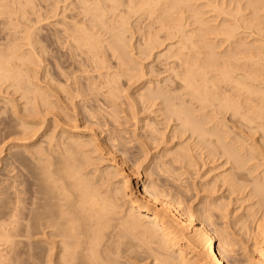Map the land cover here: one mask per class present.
Instances as JSON below:
<instances>
[{"label":"bare ground","instance_id":"6f19581e","mask_svg":"<svg viewBox=\"0 0 264 264\" xmlns=\"http://www.w3.org/2000/svg\"><path fill=\"white\" fill-rule=\"evenodd\" d=\"M27 1H30V0H27ZM45 1H43V2H45ZM121 1L119 0L120 3H121ZM123 1H125L126 5H127V8L125 7V9H127L131 12V14H130V12L128 11L130 15H132V14L134 15V13L135 14L137 13L136 15H138V13H140V14L142 13L141 15H138V16L139 17L141 16V18H142V16L145 17V15H147L148 17L146 16V18H149L150 20L153 18H150L149 16L154 17V20L152 22L147 20L148 22H150L147 24V27H148L147 28L146 27L147 22L141 21L140 20L141 18L138 19L139 17L134 15V16H136L137 20H139V22L140 21L142 23L144 22V24H145L144 27H146V29H147L146 34L148 36H151L153 34L152 32L158 28L163 30V34L160 37L158 36L160 34L156 35L157 31L156 32L154 31L155 34H153L156 37L155 36L148 37L145 35V32H143L145 30V28L144 27L142 29L139 28L142 26V23L140 22L141 26H139V25H137L138 22H135L136 28L140 29L137 31L142 34V35L140 34L142 36L140 38V41H142L143 45H144L143 46L142 42H141V46L143 47V49H142V47H141L142 50L140 49L141 51L138 49L139 50V53H138L139 56H144V58L141 59V57H139L137 55V57L140 58V60H139V58H138V60L143 61V59H146L145 57H148V59H149V57L151 56V54L153 52H157L156 50L160 46L165 44L163 47L165 49V50H163L164 52L159 54V55L157 54V55L160 56L159 58H162L164 60V61L162 60L163 61L162 64L166 68L161 69L163 71V74H164V72H168L169 74L171 73V76L173 75V77H170V78H172V81H169L166 84L165 83L166 80H165V82L162 80V82L165 83L164 86L161 85L162 87H157V85H156V87H157L156 90H154V88H153V90L152 89L149 90L147 88L150 83L147 84L146 88L144 85V88L146 90L148 89V91L144 92V90H143V92L145 94L140 92V95H141V93L143 94V95H141L143 97V101H141V103H143V104L146 103V104H149V106L154 107V105L156 104V101L159 100L158 102H161L164 105H167V107H169V111L163 112V113H167V114L165 115L162 113L163 114L162 115L160 113L161 118H162V116H166V119L164 120L162 118L163 119L162 121H164V122L169 121L170 122V120L173 119L174 122H176L175 124L178 127L175 130L176 134L178 132L177 135H175L174 128H173L172 131L174 132V135L179 136L180 137V138L178 137L179 139H181V138L183 139V137H184V140L188 139L187 140L188 142L192 141V143H190V144H192L191 146H194V148H195V149L194 148L193 149L192 148L187 149L189 147V145L187 147L186 142L184 140H183V142H185V145L184 144L182 145V147H184V148H181L179 146L182 144V143L180 144V142H181L180 141L178 143V146L181 149L176 148L177 150L179 149L180 151L178 153H176L177 156L174 155L175 153L173 154L174 155L173 157L176 158V160L179 159V163L175 162V159L172 157V152H173L172 151L170 153H171V157H172L171 159H173V160L172 161H171V159H169V160L171 162L174 161L175 163H173V164L174 165L177 164V165H176V167H174L171 164V162H170V164L174 168H177V166L180 164L181 166L179 165V168H180L179 170L184 169L186 171L187 169H185V166H187V164L190 163V165L192 166L195 164V162H197L196 160L199 159V157H198V159H196L194 157L196 155L195 154L196 151L194 152L193 150H197V151L199 150L200 152H199L198 156L204 155V159L206 157V160L208 159V161H209L208 164H206V165L212 164L213 169L219 168V169H215V171L221 170V172L219 174L216 172L219 175L218 177L214 176L215 177L214 179L211 177L212 181H211V179H207V180H210L211 182L209 181L210 183L209 184L206 183L207 185H205L207 188L205 190L210 191V193H208L209 191L207 192V195L210 194V198H208L209 199L208 205H205V206H207L205 211L204 212L201 211L205 215L202 214L203 216L202 215L201 216H202V218H204V220H207L208 223L210 222L209 223L210 227L205 226L204 223H202L201 221L200 222L197 221L198 223H195L192 216L194 217V215L196 216L198 213L194 214L195 213L194 212L193 215L191 214L192 215L191 216L190 213H192V212H188L189 214H187L185 209H184V211H185L184 212L181 209V207L180 208L178 207V203H179V202H177V201H179V198H177V196H179L178 194L176 196L177 199L175 198L176 201L170 196L174 200V202L173 201L171 202V201H169V199L168 200L166 199L167 197H165L164 192L167 195V193L169 192V188L171 187V185H170V187H169V185H168V187L166 185H167L169 179L173 180V178H175V177H176L175 179H177V177L179 179V176L182 175V173H180L179 170H176V169L169 166L170 169L171 168L173 169L172 170L173 173L170 171L168 174L170 175L172 173L175 176L173 175L174 177L171 178L172 176L170 177L169 175H167L168 177H170L168 179L167 176L166 177L163 176V175L167 174V171H169V170L166 171L163 169L164 165L166 166L168 163L165 164L163 162L164 165L161 166V164H162L161 163L160 165H157V166H161V168L163 169V170H161V173L164 171L163 173H165V174L161 175V173H160V175H159L160 167L159 168L157 167L158 169L156 168L157 169L156 171L159 170L156 173L160 176L159 178H161V177L165 178V179H163V180H165V182L162 180L163 183L159 181V184H157L158 181L155 178L156 181H154V182H157V183L151 182V184L149 185V184H145V182H144L145 180L144 181L140 180V178H139L140 172L138 171L139 166H140L138 164H140L139 163L140 161L138 162V160H141V162L143 163V160L145 159L144 157L147 156L146 154L149 151V150L148 151L146 150L147 151V152L145 151L146 153L143 152L145 148L142 147V145H144L146 142V141L145 142L142 141L143 138L140 142L141 144H142V142L144 143L141 145L143 151L140 149L141 147L137 148L136 144H135V146H136L138 151L140 150L143 153H145L144 157L141 155L142 154L141 152L138 153L139 155L137 153L135 155L136 151H134L130 147V145H129V147L134 151V154H131L132 156L130 154L128 155V153H130V152H128L130 149L128 147L126 148V143L123 142L124 139H122L123 138L122 137L121 139H122V142L124 144L121 145L122 146L121 152L122 151L123 152L120 153L119 160L118 159L116 160V157H117L116 154H115L116 157H113V155H112L113 150L110 149L114 146V145H112L113 140H110V136L101 137L100 136L101 134L99 135V133L94 131L95 128L83 129L85 126L83 123L88 122V124H90L89 123L90 120L88 119L90 114H91L90 116L92 118H95V117L99 118V116H101V114L94 116V115H92V113H90V114L88 113V117H87L86 114L83 112L84 109L81 110V108H80V110H81L80 111L79 108L76 107L77 104H79L78 102H75V103H77L76 106H75V103H74V105L72 104L70 106L72 109L71 110L69 109L68 105L73 103V99L75 98L74 96L77 95V98H78L80 87H78L77 89H74L75 90L74 94L71 91H70L71 93L69 91L63 92L62 86H61L62 89L60 87L59 90L53 89V88H52L53 90L47 89L48 87L46 86L47 87L46 89L48 90L46 92V90H44L45 87L44 88L41 87L43 89V90H41V88L39 89V86H40L39 84H38L39 85L38 86V85H36L35 82L34 83L31 82L32 77H31V80H29L30 75L25 74L26 76L25 75L23 76L22 74H24L25 72L21 74L22 69H24L23 63L25 62L24 61L22 63V60L24 59V60L28 61V59H26V57L23 58V56H25V55L27 56V53L22 52L23 53V56H22V54H20V53L18 54L17 52L20 48H22L23 45H25V46L27 45V46H29L28 48H31V49L33 48V44H34V41L32 40L33 39V37H32L33 32L31 33L32 34L31 35L28 30L27 31L24 30L25 32L21 33L22 34L21 37H16L15 33H13V32H16L15 30L12 32L13 34L10 33L12 30L11 31H4V29H3L4 27H6L7 30L9 28L11 29V27H12V29H15V28H13V26L14 27L16 26L15 25L16 23L13 22L15 19L13 20V17H11L12 16L11 14H14V16H15V13H11V11L9 10L11 8L7 9V7H5V5H4L5 3L2 0H0V26H3V28L0 27V39H1V41H2V39H4L2 42L0 41V84L3 85L6 82H10L11 84L10 83L9 84L11 86L13 85L16 87V85H17V87H18L20 85L19 87L21 88L22 91H24V93H26V91H27L25 88L27 87V89H28V87L30 86L29 84L33 83V85L34 84L36 85V86H34L35 87L34 90H32L30 88V89H28V91L29 90H31V91H29V92L27 91V94H29V96L32 94L31 95L32 97L34 95L35 98L33 97L32 99L36 100V101H33L32 99H29L30 101L32 100L31 101L32 103L29 101L31 103V107H32L33 102H35L34 103L35 105H33L34 106L33 109H35V110L30 109V112L33 111L34 114L29 113L33 117V118L31 117L32 118L31 124L33 127L29 126V128L32 127L33 129L30 128L32 132L29 129L26 133V135H29L30 137H28V136L25 137V132H26L25 126H26V124L24 125L23 123H21V126L24 125L22 128L21 126H18L16 123L13 122L14 124L17 125V126L15 125L16 126L15 129H17L19 127H21V129H22L21 130L19 128V130H21L20 134L24 135L21 140L25 141L28 138V141L30 140V142H32V144L34 146V147L30 146L33 150L32 151L30 150V153L28 152V154L30 156L29 161H30V166H31V173H30L31 175L29 174L30 175V178H29L30 182H28V180H26V181H27L29 187L26 185L27 184L26 181L21 179V178L20 179L22 181H25V183L23 184L24 187L26 185V187H28V188L22 187L23 182H19V184H16L17 181L14 180L15 181L14 182L13 178H11V179H12L13 183L16 184V186L9 187L10 186L9 181L7 182L8 184L4 183L5 186L3 187V189L1 190V193H0V195L2 194V196H4L2 201H1V205H0V219H1L0 220V246L3 248L4 247L3 245H5V248L7 247L10 249V250L8 249V251L11 252L9 254L12 256V254L14 253L13 256L16 257V252H18L17 250H20V249H18L19 246H21V245L23 246V243L24 244L28 243L27 247H29V248L27 249V251H29L28 252L29 254L28 255L26 254L27 251L25 252L24 250L23 251L20 250V252L17 253V255L20 256V253L25 252L24 254H26L27 256L24 255L23 253H22V256H25L24 258H26L27 260L21 256L19 258L24 259L23 260L24 263H25V260L28 261L30 258L34 259L31 261L32 262L34 261L33 263H35V264H205L203 261L204 259L209 260L210 263H208V264H264V0H207V5L204 8H208V6L210 8L208 10L206 9L207 11L210 12V14L208 13L209 14L208 16H210V18L208 17L206 19H210L209 21L211 24L209 23L210 25L207 26L208 20L206 21L204 19V21H206V23L204 24V27H202V26L198 27L197 26L196 28L194 27V25H198V24L202 25L203 21L199 20V19H201L202 15H199V13H197L198 10L196 11V9H198L196 7L199 5H197L195 7L196 9H194V8H193L194 10L192 9V7H194V6H192V3H191L192 0H123ZM196 1H198V0H196ZM2 2L4 4H2ZM10 2L13 3L14 0L13 1L11 0ZM16 2H18V0ZM16 2H15V4H17ZM57 2H58V0H57ZM83 2L84 3H82V5H80V6H83L81 11H83L86 14V18L88 16L89 19L87 21L89 22V24L87 23L86 19H85V21H83L84 20L83 16H82L83 12L81 13V11H79V13L82 16L83 22L81 21V23L77 27L74 26V28H76V29L73 28L74 30L72 29L71 31L68 29L67 26H66L67 28H65V29L63 27V29H64L63 33H64V37L66 36L65 34H67L66 37H68V38L65 37L66 42H67V39H69V41L71 39L72 43L75 44V45H73V47L76 46L77 47L76 49H78L79 46L81 47V45L83 47V44L85 47V44H86V46H88V47H85V48L86 49L88 48V49H87V51L86 50L85 51L89 53L90 51L97 50L101 47L98 44V41H100L102 39H100V40L98 39L99 37H98V35H96V33H95V31H93V29L97 26L104 27L106 25L105 19L108 20L105 17L109 15L110 11L112 10L111 12H114L118 8H119V10L120 9L123 10L124 9V3L120 4V5H122V8H120V7L116 6V5H119V4H117L118 0L117 1L116 0H94L92 2H90L89 0H83ZM193 2H194V0H193ZM202 2H203V0H202ZM25 3L24 4L20 3V4L22 6V4L25 5ZM45 3H47V2H45ZM32 5H34V4H32ZM55 5H56V3H55ZM25 6H27V5H25ZM49 6H47V7H49ZM160 6H161V8H160ZM203 6H204V4H203ZM27 7L29 8V5ZM200 8H202V7H200ZM19 9H20V7H19ZM31 9L34 10L33 8H31ZM51 9L53 10V7ZM16 10H17V8H16ZM106 10H107L106 14H108V15H106L104 12ZM122 10H120L118 13H113V14H115V15H113L114 16L113 20L108 16L109 20L110 19L112 20V22H109V23H112V25L110 26L107 24L109 27H107V25L105 27H106V29H108V31L109 30L111 31L110 34L109 33L108 34L111 35L110 38H112V39H111V42H108V45H110L111 43L112 44L110 46L107 45L113 51V53L111 52L112 54L111 53L110 54L114 55L117 58H120V60H119L120 65L126 66L127 64H129L126 62L130 61V59L127 57H125V59H124L123 55H124V53H126V52H124V50L128 49V48H126V46L128 45V43H126V42L129 41L130 39L126 40V42H125L124 37H126V36L124 34L127 33L126 32L127 28L125 26H127L128 25L127 23L129 22V20H125V19L129 15L127 14L128 12H126L125 10H123V12H121ZM158 11L160 12V14H158ZM187 11H190V12L192 11V15L189 14L188 16L187 15L185 16V12H187ZM12 12H14V11H12ZM54 12H55V10H54ZM173 13H175V14H173ZM183 13H184V16L182 15ZM26 14H28V13H26ZM80 14H79V16H80ZM143 14H145V15H143ZM153 14H155V16ZM176 14H179L178 17L180 15H182V16L180 18H178L176 16H173L175 18L171 17L172 15H176ZM200 14H201V12H200ZM124 15H125V18H124ZM198 15L201 17H199ZM28 16H29V14L27 15V17ZM110 16H112V13ZM113 16H112V18H113ZM51 18H52V16H51ZM77 18H78V16H77ZM79 18H78V20H79ZM84 18H85V15H84ZM39 20L42 21L41 19H39ZM170 20H173V21L179 20L181 22L178 21V25H177V22L175 21L176 22L175 24L177 26H175L174 22L171 23V25H169ZM17 21L18 20H16L15 22H17ZM27 21H28V19H27ZM155 22H157V23H155ZM17 23H19V22H17ZM107 23H108V21H107ZM26 24H28V22ZM33 24L35 25V23H33ZM154 24L156 25V29L153 28L154 30L149 35L150 32H148V30L151 31L150 27H153V26L155 27ZM157 24H158V26H157ZM88 25L90 27H88ZM172 25H173V27H172ZM22 26H23V24H22ZM26 26H28V25H26ZM61 26H63V24ZM174 26H175V28H174ZM191 26L194 27L196 30L192 29ZM205 26H207V27H205ZM31 27H32V25H31ZM130 27L128 26L129 29H130ZM187 27H189L188 30H186ZM71 28L72 27H70V29ZM26 29H27V27H26ZM36 29L37 28H35V30ZM129 29H128V32H129ZM102 30L104 33L105 30L104 29H102ZM193 30L196 31V34L198 31V34L194 35ZM30 31H31V29H30ZM69 31H70V33H69ZM132 31H134V30H132ZM158 31L161 32V30H159V29H158ZM200 31L206 33L203 36L204 39L202 38L201 35L199 36L200 38H202V40H205V41L201 42V39L199 40L198 35L201 34ZM4 32H5V34H4ZM97 33H98V31H97ZM204 33H202V35ZM144 35H145V37H144ZM35 36H37V35H35ZM45 36H43L44 39H45ZM128 36H129V34H128ZM194 36L198 38L199 42L202 45H200V43H195V42H198V40L195 41L194 39H192ZM64 37L62 36V38H64ZM143 37H144V41H143ZM57 38H60V36H57ZM62 38H61V40H62ZM127 38H129V37H127ZM19 39H22L24 42L21 44L17 43L18 45L14 44L15 43L14 40L19 41ZM50 39H51V37H50ZM56 39H55V41H57ZM64 39H63V42H65ZM22 40H20V41L22 42ZM37 40L39 41V39H37ZM103 40H105V39H103ZM69 41H68V44L70 43ZM63 42H62V44H63ZM55 43H57V42H55ZM38 44H39V42H38ZM58 44H60V43L58 42ZM58 44H57V46H58ZM125 44H127V45H125ZM196 44H199L200 46L197 45V47H196ZM42 45L40 44V46H42ZM59 46H62V45H59ZM69 46H71V45H69ZM97 46L98 47L100 46V47L98 48ZM105 46H106V44H105ZM133 46H134V44H133ZM48 47L45 46L44 48L46 49ZM67 47H68V45H67ZM84 47H83V49H84ZM96 47H97V49H96ZM127 47H129V46H127ZM23 48H24V46H23ZM138 48H140V46ZM196 48L197 49L200 48V49L197 50ZM31 49H28V50H31ZM37 49H39V46L37 47ZM43 49H41V50H43ZM45 49H44V51H45ZM56 49H59V47ZM83 49H79V50H81L80 52H82ZM89 49H90V51H89ZM202 49H203V51L204 50L205 51L203 52ZM28 50H27V52L28 53L32 52L33 55L36 52V51L33 52L34 51L33 49H32L33 51L32 50L28 51ZM108 50H110V49H108ZM182 50L183 51L185 50V51L182 52ZM46 51H47V49H46ZM50 51L52 52V50H50ZM75 51H77V50H75ZM75 51L73 50V52H75ZM80 52H79V54H80ZM94 52H96V51H94ZM108 52H110V51H108ZM24 53H26V54L24 55ZM36 53H35V55H36ZM45 53H44V55H45ZM52 53H51V55H52ZM96 53H93L94 56H96L95 55ZM103 53H102V55L105 54V53L104 54ZM122 53H123V55H122ZM128 53H129V51H128ZM69 54H67V55H69ZM99 54H100V52H99ZM37 55H38V53H37ZM41 55L37 56V57L40 59ZM36 56H35V59L37 58ZM30 57H29V59H30ZM62 57L63 56H61L60 58H62ZM96 57H94V58H96ZM48 58H49V56H48ZM98 58H97V61H98ZM103 58H104V56H103ZM31 59L29 61H31ZM39 59H37V60H39ZM51 59H52V57H51ZM105 59H108V58H105ZM64 60L65 59H63V61ZM69 60L71 61V57ZM156 60H155V62H157ZM60 61H61V59H60ZM85 61H86V58H85ZM144 61H146V60H144ZM54 62L56 63V61H54ZM101 62L100 63L96 62L99 64V65L97 64L98 67H97V65H94V66L91 65L92 66L91 69L94 70V72H96V71L98 72L99 67H100V69H103V66L105 65L104 62H106V61H104L102 63ZM115 62H117V61L115 60ZM31 63H33V62L31 61ZM26 64H28V63H26ZM33 64L35 65V63H33ZM33 64H31V65H33ZM36 64H37V62H36ZM130 64H131V62H130ZM83 65H84V67H87V66H85V64H83ZM100 65H102V66H100ZM118 65L119 64H116V66H118ZM137 65H139V64H137ZM65 66H67V65H64L62 67H65ZM128 66L129 65H127V67ZM164 66H161V67H164ZM104 67L107 68V66H104ZM129 67H131V66H129ZM58 68H60V67H58ZM58 68H57V72L61 70V68H60V70ZM69 68H70V66H69ZM77 68H79V67H76V69ZM80 68H82V67H80ZM97 68H98V70H95ZM49 69L51 70V67ZM66 69H68V66ZM125 69H126V67H125ZM149 69H150V67H149ZM25 70H26V68H25ZM45 70H47V69H45ZM73 70L74 69L72 68V71ZM114 70H116V69H114ZM130 70H131V68H130ZM136 70L137 69L135 68V71ZM75 71H77V70H75ZM78 71H77V73H78ZM103 71H104V69H103ZM116 71H119V70L117 69ZM120 71H121V69H120ZM125 71L127 72L128 70H125ZM125 71L122 70V72H125ZM145 71H147V70H145ZM32 72H34V71H32ZM61 72H63V71H60V74H61ZM152 72H153V70H152ZM155 72L156 71H154L153 73L156 75ZM26 73H28V72H26ZM65 73H66V71H65ZM80 73H81V71H80ZM153 73L152 74L150 73V74L153 75ZM159 73H161V72H159ZM159 73H157V75ZM90 74H91V72H90ZM95 74H97V73H95ZM103 74H104V72H103ZM126 74H125V76H126ZM51 75L49 78H51ZM65 75L62 74L60 76H65ZM70 75H72V74H70ZM100 75L101 74H99L97 77L100 78L102 76V75L101 76ZM138 75H140V74H138ZM155 75H153V76H155ZM52 76H53L52 78H54V75H52ZM125 76H123V74H122L121 77H125ZM147 76H149V73ZM34 77H35V75H34ZM68 77H69V75H68ZM128 77H130V76H128ZM131 77H132V75H131ZM133 77H136V76H133ZM144 77L145 76H143V78ZM91 78H92V76H91ZM153 78H155V77H153ZM170 78H169V80H171ZM33 80H34V78H33ZM44 80H45V78H44ZM66 80H69V79H66ZM70 80H71V78H70ZM111 80L109 81L107 78V81L109 83H111ZM130 80L132 81V79H130ZM52 81H54V80L52 79ZM55 81H57V80H55ZM97 81H99V80H97ZM73 82H75V80ZM73 82H71V83L73 84ZM80 82L81 81H79V83ZM103 82H105V81H103V80H102V82L99 81V83H101V86H103V84H102ZM106 82H105V84H106ZM25 83H27V84L25 85ZM47 83L50 84L49 80L47 81ZM58 83H60V82H58ZM58 83L56 82V85ZM113 83H116V82H113ZM127 83L128 82H126V84ZM131 83L133 84V82H131ZM68 84L71 86L70 83H68ZM44 85H46V84H44ZM61 85H62V83H61ZM77 85H79V84H77ZM49 86H52V85H49ZM79 86H81V85H79ZM93 86H89V87H93ZM99 86L100 85H98V87ZM107 86H108V84H107ZM107 86L104 85V87H103L104 89H102V91L105 90L104 93L102 92L104 100L108 99L109 101H111V100L113 101V100H115L113 91L110 88L107 89ZM110 86L112 87V85H110ZM130 86H131V84H130ZM22 87L23 88L25 87L24 90ZM34 87H32V88H34ZM71 87H69V88H71ZM98 87H97V89H98ZM83 88H85V87H83ZM115 88H117V87H115ZM115 88H113V90ZM149 88H150V86H149ZM60 90H62V91H60ZM140 90H142V89L140 88ZM13 91H12V93H13ZM17 91H20V89L18 88ZM32 91H34V93ZM95 91L98 92L99 90L97 91L95 89ZM95 91H92V88H91L89 94H91L92 92H95ZM118 92H119V90H118ZM46 93H47V95H46ZM81 93L82 92L80 91V94ZM3 94H5V96H8V95H6V92L5 93L3 92ZM17 94H18V92H17ZM80 94H79V96H80ZM89 94H85V95L89 96ZM119 94H120V92H119ZM21 95H24L23 92ZM85 95L83 94V96H82V94H81V96L83 98H85V99H83V101L85 100V102H87L89 105H90V102H98V100H99L98 97H100L99 93H98L99 96L97 95V93L96 94L93 93L92 97H91V95L89 96L90 98L88 96H86L87 98L84 97ZM9 96H11V95H9ZM29 96H28V98H29ZM31 96H30V98H31ZM82 97H81V99H82ZM115 97H116V95H115ZM12 98H13V96H12ZM51 98H53V99L51 100ZM77 98H75V99H77ZM127 98H125V99H127ZM6 99H8V98H6ZM6 99H4V100H6ZM9 99H11V97ZM19 99L17 101H19ZM22 100H24V99H22ZM0 101H1L0 105L2 104V102L4 104L8 103L7 101H5V102L3 100H0ZM14 101H16V99H14ZM26 101H25V103L24 102L23 103L26 104ZM79 101H81V100H79ZM106 101L107 100H105V103H106ZM109 101H107V102L109 103ZM29 102L27 105H30ZM132 102H133V100H132ZM10 103H11V101H10ZM15 103H17V102H15ZM113 103H114V101H113ZM113 103H112V105H113ZM120 103H119V105H120ZM123 103H125V102H123ZM1 106L4 107L1 110H3V112H5V108L8 107L9 105L7 104V106H6V105L2 104ZM22 106H25V105H22ZM91 106H93V105H90L89 108L85 107V106L84 107L90 109V111L92 110V112L99 114L100 107H94L93 106L94 107L93 108ZM103 106H105V105H102V107ZM116 106H118V105H116ZM128 106L129 105H127V107ZM132 106H135V104ZM145 106L146 105H144V107ZM156 106H157V104H156ZM102 107H101V109H102ZM26 108H27V106H26ZM140 108L142 109V107H140ZM163 108H162V111H163ZM23 109H25V107ZM129 109H130V106H129ZM157 109H158V106H157ZM7 110H6V112H8ZM11 110H12V106H11ZM20 110H21V108H20ZM28 110H29V108H28ZM103 110H105V109H103ZM133 110H134V108H133ZM22 111H21V113H22ZM123 111L124 110L121 111L122 115H123V113H125ZM135 111H134V113H135ZM151 111H152V109H151ZM159 111H160V108H159ZM6 112H5V114H7ZM23 112H26V111H23ZM68 112H71V113H68ZM85 112L87 113L88 111H85ZM101 112H102V110H101ZM103 112H104L105 116H111L112 117L110 111L108 112L110 114L106 113L107 115L105 114V111H103ZM13 113H14V111H13ZM95 113H93V114H95ZM151 113H153V111ZM15 114L18 115V113H15ZM125 114L127 116V113H125ZM160 114H158V115H160ZM23 117H24V115H23ZM129 117H130V115H129ZM3 118L4 117L2 114V119ZM12 118H14V117H12ZM26 118H29V117H26ZM102 118L104 119L103 115H102ZM157 119H159V118H157ZM96 120H93V121H96ZM105 120H106V118H105ZM111 120H112V118H111ZM4 121L6 122V120H4ZM16 121H17V119H16ZM144 121H146V120H144ZM162 121H161V123H162ZM99 122L100 121L97 120L95 123L96 124L98 123L100 126ZM164 122H163V125H164ZM0 123H2V122H0ZM146 123L148 124V122H146ZM157 123L160 126V123L159 122H157ZM81 124H83V126H81ZM88 124H86V125L88 126ZM96 124L93 123V125L92 126L90 125V127H94V125L97 126ZM102 124L105 125L104 123H102ZM115 125H117V124H115ZM122 125H124V124L122 123ZM149 125H148V127L153 126V125L152 126L151 125L149 126ZM167 125L168 124H166V126ZM87 126H85V127H87ZM105 126H103V127H105ZM4 127L9 128V126H7V125H5ZM165 127H163V128H165ZM117 128H118V126H117ZM145 128H146V126L143 129H145ZM0 129H1V127H0ZM11 129H12V127H11ZM27 129H28V127H27ZM106 129H107V127H106ZM125 129H127V128H125ZM101 130H103V129H101ZM10 131H9V133H10ZM141 131H143V130H141ZM7 132H5V130H4V134ZM17 132H18V130H17ZM28 132H30V133L28 134ZM158 132L159 131L156 132V127H155V129L153 128V131L151 130L149 133L147 131L148 134H150V133L152 134V135H149L151 137L148 136L150 138V140L153 139V141L155 140L157 142L158 137L156 138V136H158V134H157ZM112 133H111V135H112ZM127 133H128V131H127ZM154 133H156L155 136L153 135ZM135 134H137V133H135ZM170 134H171V132H170ZM127 135H129V133ZM10 136H8V137L10 138ZM14 136L16 137L15 134H14ZM19 136H17V137H19ZM123 136H126V135L124 134ZM159 136H161V135H159ZM162 136H164V135L162 134ZM167 136H168V134H167ZM20 137L17 139L19 140ZM118 138L120 139V137H118ZM15 139L16 138H14V140ZM6 140L3 141V144H2L3 146H4V142H6ZM108 140L111 141L110 143H112L111 144L112 146L109 144V142L107 143ZM138 140H137V142H138ZM126 142H128V140ZM130 142H132V141L130 140ZM149 142L150 141H148V143ZM158 142L161 145L160 140H158ZM158 142H157V144H158ZM188 142H187V144H188ZM114 143H116V142L114 141ZM117 143L120 144V142H117ZM127 144H129V143H127ZM29 145L30 144H28V149L25 148L26 151L29 150ZM131 146H132V144H131ZM138 146H140V145H138ZM146 146H148V145H146ZM185 146L187 147L186 149H185ZM21 148H24V144H23V146L21 145ZM136 148H135V150H136ZM154 148L156 149V147H154ZM154 148H152V149H154ZM12 149H14V148H12ZM15 150H16V148H15ZM22 150H24V149H21V151ZM25 150L23 151L24 153H25ZM1 152H0V154H1ZM115 152H116V150H115ZM175 152H177V151H175ZM188 152H190V154ZM193 152L195 154L194 156H193ZM167 153H169V152H167ZM104 154H105V156L108 155V157L111 154L112 155L111 158L114 160L112 161V163H107V165H104L105 168L100 169L102 166L100 168H98V164L104 160V158H103ZM140 155L143 158L139 157V158H141V159H139L138 156H140ZM196 157H197V155H196ZM165 158L166 157H164V158L162 157L161 161H163ZM193 158H194L195 162H192ZM167 160H168V158H167ZM167 160H165V162ZM198 161H200V160H198ZM144 162H145V160H144ZM191 163H193V164H191ZM10 164H12V163H10ZM154 164H155V162H154ZM197 164H198V162H197ZM191 166H189V167H191ZM189 167L187 166L186 168H189ZM200 167L202 168V164ZM16 168H11V169L15 170ZM124 168H125V170H124ZM165 168L167 169L168 167L166 166ZM19 170H20V168H19ZM22 170L23 169H21V171ZM149 170H148V172H149ZM185 171L183 174L186 175L187 171L186 172ZM192 171H193V169H192ZM210 171H211V169H210ZM178 172L180 175L177 176L176 174H178ZM17 173H15V174L17 175ZM27 173H28V171H27ZM143 174H145V173H143ZM7 175H8V172H7ZM145 175H143V178L147 177V175L146 176ZM196 175H198V174H196ZM5 176L6 175L4 174V180L6 179L5 180V182H6L7 179L9 180L10 175L8 176V178L7 177L5 178ZM23 176H24V174H23ZM155 176L156 175H154V177ZM186 176H188V175H186ZM156 177H158V176H156ZM149 178H152V174H150V173H149V176L147 177V179H149ZM188 178H189V176H188ZM175 179H174V181H175ZM192 179H193V177H192ZM202 179L204 180L205 178H202ZM158 180H160V179H158ZM177 180H176V182L179 183L180 179L178 181ZM1 181L2 180H0V182ZM150 181H151V179H150ZM182 181H183V179L181 178L180 185L182 184ZM176 182L172 183V184L175 185ZM115 183H117V185ZM183 183H185V182H183ZM193 183L194 182H192V187L195 188V184H193ZM201 183L203 185V181ZM11 185H13V184H11ZM180 185L177 184V186L179 188H181ZM185 185L182 184V188H186V187L188 188V186L191 187V185H186V187H185ZM197 185L198 184H196V186ZM165 186L168 188V189L166 188L168 192L164 191ZM198 186H199V188L201 187L200 185H198ZM205 186L204 187L202 186V187L205 188ZM12 187L13 188L15 187L13 191H12V189H13ZM175 187H176V185H175ZM178 187H176V188H178ZM197 188L198 187H196V189ZM215 188H218L217 190L219 192H221V193H219L216 190L217 191L216 193H219V196H215L216 195ZM8 190L12 191L11 195H9L10 193H8ZM183 190L185 191V189H183ZM183 190H181V193ZM194 190L195 189H193V191ZM203 190L201 192L203 194H204V192L206 193V191L205 190L203 191ZM185 193H186V191H185ZM196 195H197V192H196ZM157 196H158V198H157ZM159 196H163L165 199L163 197H159ZM204 196L202 198L206 197L205 199H207L208 196H205V197ZM1 198L2 197H0V199ZM159 198H161V199H159ZM180 198H182V197H180ZM199 198L201 199V197H199ZM183 199H184V197H183ZM120 200L122 201L121 203H120ZM234 200H235V202H234ZM237 200H242L245 204L247 202L249 203V204H246L249 207L244 204L245 208H247V209H245L246 211H244V208H242L243 203H240V204H242L241 208L243 209V212H246L245 214L242 211L241 212L243 214H241L239 211L240 208H237V210L239 209L238 210L239 213H238V215H236V214L234 215L232 210H234L235 208L232 210L229 208L230 204L232 205V203L240 202V201L236 202ZM203 201H204V199H201L202 203L205 202V201L204 202ZM176 202H177V205H176ZM189 202L190 201H188V205H189ZM202 203H200L201 204L200 207L202 205L206 204L207 202H205L204 204H202ZM124 204H125V206H124ZM234 207H236V206H234ZM182 208H183V206H182ZM193 208H195V207H193ZM201 208H203V207H201ZM187 209H189V206H188V208H186V210ZM191 210L192 209H189L188 211H191ZM201 212L199 211L200 214H201ZM234 212H235V210H234ZM197 216H199V215H197ZM198 220H200V217L198 218ZM188 231H189L190 235L185 233V232L188 233ZM185 236H188L187 238H190V239L187 240V238ZM189 236H191V237H189ZM183 240H185V241H183ZM28 241H31V242H28ZM188 245L193 246V249H190V252H191V253L189 252L190 255L193 252L196 253V255H193L195 257V258L193 257L194 261H192V259L190 260L189 259L190 257L188 256L189 257L188 258L186 253H185V250L187 249V247L190 248ZM22 246L20 248L21 249L25 248V250H26L27 247H25V246L22 247ZM197 246L198 247L202 246L201 250H200V251L203 250L202 254H200V253L197 254L198 253V252H196L197 250L195 251V249L198 248ZM13 248H16V249H14V251H16V252L12 251ZM29 249L32 251L33 255L30 254ZM1 250H4V248ZM1 252H3V251H1ZM5 252H7V249L2 254L0 253V264H3L4 261L5 262H7V260L9 261L8 252L7 253H5ZM28 256H29V258H27ZM2 257H3V259H2ZM4 257L7 258V260H5ZM17 258H18V256H17ZM19 261H21V260H19ZM31 261H29L30 264H33V263H31ZM10 263L11 262H9V264ZM21 263H22V261H21ZM12 264H14V263H12ZM16 264H19V263L17 262ZM26 264H29V263H26Z\"/></svg>","mask_w":264,"mask_h":264},{"label":"rangeland","instance_id":"374dc122","mask_svg":"<svg viewBox=\"0 0 264 264\" xmlns=\"http://www.w3.org/2000/svg\"><path fill=\"white\" fill-rule=\"evenodd\" d=\"M3 2H2V4H4L5 5V7H7V9H9V8H11V9H9L10 11H11V13H15V16H14V14H11L12 16L11 17H13V22L14 23H16L15 25V27L13 26V28H15V29H12V27H11V29L9 28L8 30H7V28L6 27H4L3 28V26H0V27H2L3 29H4V31H11L10 33H12L14 30L16 31V32H13V33H15V35H16V37H21L22 36V32L24 33L25 31L24 30H28L29 32H30V34L32 33L33 34V41H34V44H33V50L31 49V48H28L29 46H25V45H23L24 46V48H23V46H22V48H20L19 50H18V54L20 53V54H22V56H23V53L22 52H26L27 53V56L25 55L26 53H24V55L25 56H23V58H25L26 57V59H28V61H26V60H22V63L25 61L26 63H28V64H26L25 62L23 63V66H24V69H22V71H21V74L22 73H24V74H22L23 76L26 74V75H30V78H29V80H31V77H32V81L31 82H35L36 83V85H38L39 86V89L42 87V88H44L45 87V89L44 90H46V92L48 91L47 89H51V90H53V89H60V87L62 86L63 87V92H72L73 94H74V92H75V90L74 89H77L78 87H80L79 89V94H80V91L82 92L81 94H82V96H83V94L85 95V94H89L90 93V90H91V88H92V91H95V89L98 91V92H92L91 94H89V96L91 95V97H92V94L93 93H97V95H98V93H99V95H100V97H98V102H90V105H93L94 107H100V109H101V107H102V105H105V106H103L102 107V112H101V110L99 109V114L98 113H95V112H92V110L90 111V109H88L89 108V104L87 103V102H85V100L83 101V99H85V98H83L82 96H81V94H80V96H79V94H78V98H77V95H73L75 98H77V99H73V103H71L70 105H68L69 106V109L71 110L72 108L70 107L72 104L74 105V103L75 102H78L79 104H77V103H75V106H76V104H77V108H79V110H80V108H81V110H83V112L86 114V116L88 117V113L90 114V113H92V115H94V116H97V115H100L101 114V116H99V118H97V117H95V118H92L90 115H89V123L90 124H88V122L87 123H83L85 126H87L86 124H88V126L87 127H85L84 126V128L83 129H90V128H95L94 129V131L95 132H97V133H99V135L101 136V137H107V136H110V140H113L112 141V143H110L111 141H107V143L109 142V144L111 145H114L112 148H110L111 150H113L111 153H112V155H113V157H116V160L118 159L119 160V155H120V153H122L121 152V145H123L124 143H126V148L128 147L130 150L128 151V152H130V153H128V155L130 154H134V151H136L135 152V155H136V153L138 154L139 152H141L142 154V156L144 157V154L147 152V156L146 157H144L145 159V162H144V160H143V163L141 162V160H138V162L140 163V164H138V165H140L139 166V169H138V171L140 172H138L139 173V178H140V180H142V181H144L145 182V184H151V182L153 183L154 181H156V179H157V181H158V183L157 182H154V183H157V184H159V181L160 182H162V180L163 179H165V178H163V177H161V178H159L160 176V173H161V170H169V171H167V174H165V173H161V175H163V174H165V175H163L164 177H166L167 175H169L168 173L171 171L172 172V168H174V167H176V165L177 164H173V163H175V162H178L179 163V159L178 160H176V158H174L173 156L174 155H176L177 156V154L176 153H178L180 150L179 149H181V148H184V147H182V145L184 144L185 145V142H186V145H187V147H188V145H189V147L187 148L186 146H185V149L187 148V149H193L194 148V146H191L192 144H190V143H192V141H190V142H188L187 140L188 139H186V140H184V137H183V139L181 140V139H179L180 137L179 136H175V135H177L178 134V132H177V134H176V129L178 128L177 127V125L175 124L176 122H174V120L172 119V120H170V122L169 121H162L163 119L165 120L166 119V116H162V118H161V114L163 113V112H165V111H169V107H167V105H164L163 103H161V102H158V101H156V104H157V106H158V109H157V106H156V104L154 105V107L153 106H149V104H143V103H141V101H143V97L141 96V95H143V94H145L144 92H146V91H148V89L149 90H153V88H154V90H156V88L157 87H162V86H164V84L166 83H168L169 81H172V78H170V77H173V75L171 76V73L169 74L168 72H164V74H163V71L161 70L162 68L164 69V68H166L162 63H163V59L162 58H159L160 56H158L159 54H161V53H163L164 51L163 50H165L163 47H164V45H162V46H160L156 51L157 52H153L152 54H151V56L149 57V59H148V57H145L146 59H143V61H139L140 60V58L139 57H141V59L142 58H144V56H139V50L141 49V42L142 41H140V38L142 37L141 35V33H139L137 30H140V29H137L136 28V23L135 22H138L137 23V25H139V26H141V21H145V22H147L146 23V27H147V24L148 23H150V22H152L153 20H154V17H151V16H149L150 18H153V19H149V18H146V16L147 15H145V14H143V15H145V17H143L142 16V18H141V16L139 17L138 15H141L140 13H138V15H136L135 13H134V15H136L137 17H139L138 19H140L141 21V23L139 22V20H137V18H136V16H134L133 14L132 15H130L131 14V12L129 11V10H127V9H125V7L127 8V5H126V3H125V1H121V3L119 2V0H118V2H117V4H119V5H116V6H118V7H120V8H122V5H120V4H122V3H124V9L123 10H125L126 12H130V14H129V12L127 13L129 16L128 17H126V19L125 20H129V22L126 24L127 26H125L126 28H127V33L126 34H124L126 37H124V41L126 42V40H128V39H130L129 41H127L126 43H128V45L127 44H125V45H127V46H129V47H127L126 46V48H128V49H125L124 50V52H126V53H124V55H123V53H122V55H123V58L125 59V57H127V58H129L130 59V61H127L126 63H129V64H127V65H129V66H131V67H127V65L125 66V65H120V62H119V60H120V58H117V57H115L114 55H111L112 53H113V51H112V49L110 48V47H108V46H110V45H108V42H111V39L112 38H110L111 37V35H109L110 34V30L108 31V29H106V25L108 24V25H112V23H109V22H112V20L114 19V16L113 15H115V14H113V13H118L120 10H122V9H120L119 10V8L116 10V11H114V12H111L110 11V13H109V15L108 14H106L107 13V10L106 11H104L105 12V14L106 15H108L111 19V21L109 20V18H108V16H106L104 13V15L106 16L105 18H107L108 20H106L105 19V23H106V25L104 26V27H99V26H97V27H95L94 29H93V31H95V33H96V35H98V39L100 40V39H102V40H100V41H98V44L101 46H97L99 49H97V47H96V49L97 50H94V51H98L97 53L96 52H94V51H90V49H89V51L91 52H86L87 51V49L85 48V47H88V46H86V44H85V47H84V44H83V47H84V49H83V47H82V45H81V47L79 46L78 47V49H76L77 47L75 46V47H73V45H75L74 43H72V41H71V39H70V41H69V39H67V42H66V38H68V37H66L67 36V34H65L66 36V38L64 37V33H63V31H64V29L65 28H67L68 27V29L71 31L73 28H74V26H79V24L81 23V21H82V16H83V21H85V19H86V21L89 19L88 18V16H87V18H86V14L83 12V11H81L82 10V8H83V6H80V5H82V3H84L83 2V0L81 1V0H58V2H57V0H30V1H25V0H18V2H16L17 0H14V4L12 3V2H10L11 0H2ZM13 1V0H12ZM43 1H45V2H47V3H45V2H43ZM55 1V2H54ZM61 1V2H60ZM72 1V2H71ZM78 1V2H77ZM81 1V2H80ZM90 2H92V1H94V0H89ZM117 1V0H116ZM196 0H194V2H193V0L191 1V3H192V6H194V7H192V9L194 8V9H196V8H198V9H196V11L198 10V12L197 13H199V15H202V17L201 16H199V17H201V19H199V20H201V21H203V24L202 25H200V24H198V25H194V27L196 28L197 26L198 27H204V24L206 23V21L208 20V22H207V26L208 25H210L211 23H210V19H206V18H210V16H208L209 14H210V12L209 11H207L208 9H210L209 8V6H208V8H204L206 5H207V0H203V2H202V0L200 1V0H198V1H196ZM9 2V3H8ZM15 2L17 3V4H15ZM27 4H26V3ZM50 2V3H49ZM7 3V4H6ZM12 3V4H11ZM20 3H25V5H29V8L27 7V6H25V5H23L22 4V6H21V4ZM55 3H56V5H55ZM63 3V4H62ZM72 3V4H71ZM161 3V2H160ZM204 4V6H203V4ZM206 3V4H205ZM31 4V5H30ZM32 4H34V5H32ZM52 6H51V5ZM107 4V3H106ZM194 4V5H193ZM13 5V6H12ZM50 5V6H49ZM70 5V6H69ZM126 5V6H125ZM197 5H201L200 7H202V8H200L199 6H197ZM9 6V7H8ZM12 6V7H11ZM33 6V7H32ZM47 6H49V7H47ZM57 6V7H56ZM78 6V7H77ZM197 6V7H196ZM15 9H14V8ZM19 7H20V9H19ZM25 9H24V8ZM53 7V10L51 9ZM196 7V8H195ZM16 8H17V10H16ZM28 8V9H27ZM31 8H33L34 10H32ZM40 8V9H39ZM55 8V9H54ZM57 8V9H56ZM79 10H78V9ZM160 8H161V6H160ZM23 11H22V10ZM27 9V10H26ZM108 9V8H107ZM193 9V10H194ZM207 9V10H206ZM31 10V11H30ZM52 10V11H51ZM54 10H55V12H54ZM123 10L121 11V12H123ZM200 10V11H199ZM204 10V11H203ZM12 11H14V12H12ZM16 11V12H15ZM22 11V12H21ZM26 11V12H25ZM51 11V12H50ZM66 11V12H65ZM79 11H81V13L83 14L82 16H81V14L79 13ZM85 11V10H84ZM109 11V10H108ZM9 12V11H8ZM18 12V13H17ZM24 12V13H23ZM73 12V13H72ZM200 12H201V14H200ZM206 12V13H205ZM247 12V11H246ZM17 13V14H16ZM26 13H28L29 14V16L27 17V15L28 14H26ZM34 13V14H33ZM51 13V14H50ZM111 13H112V16H113V18H112V16H110L111 15ZM188 13V14H187ZM209 13V14H208ZM244 13V12H243ZM36 14V15H35ZM79 14H80V16H79ZM158 14H160V12L158 11ZM173 14H175V13H173ZM189 14H191L192 15V11L190 12V11H187V12H185V16L187 15H189ZM204 14V15H203ZM22 15V16H21ZM50 15V16H49ZM55 15V16H54ZM84 15H85V18H84ZM154 16H155V14H153ZM152 15V16H153ZM178 15L179 14H176V15H172L171 17L172 18H175V17H173V16H176V17H178ZM183 16H184V13L182 14ZM182 15H180L178 18H180ZM19 16V17H18ZM39 16V17H38ZM51 16H52V18H51ZM54 16V17H53ZM77 16H78V18H79V20H78V18H77ZM127 16V15H126ZM133 16V17H132ZM207 16V17H206ZM44 19H43V18ZM48 17V18H47ZM56 17V18H55ZM148 17V16H147ZM27 18L28 19V21H27V19L25 20V19ZM46 18V19H45ZM124 18H125V15H124ZM128 18V19H127ZM145 20H144V19ZM21 19V20H20ZM39 19H41L42 21H38ZM74 19V20H73ZM76 19V20H75ZM204 19L206 20V21H204ZM16 20H18L17 22H19V23H17V22H15ZM34 20V21H33ZM44 20V21H43ZM72 20V21H71ZM150 21V22H148V21ZM26 21V22H25ZM46 21V22H45ZM82 21V22H83ZM107 21H108V23H107ZM176 20H170L169 21V25H171V23H173L174 22V24L177 22V25H178V21L179 20H177L176 22H175ZM28 22V24H26ZM64 22V23H63ZM68 22V23H67ZM74 22V23H73ZM179 22H181V21H179ZM33 23H35V25L33 24ZM51 23V24H50ZM58 23V24H57ZM76 23V24H75ZM87 23L89 24V22L87 21ZM155 23H157V22H155ZM210 23V24H209ZM22 24H23V26H22ZM30 24V25H29ZM63 24V26H61ZM66 24V25H65ZM131 24V25H130ZM159 24V23H158ZM158 24H157V26H158ZM173 24V25H174ZM180 24V23H179ZM26 25H28V26H26ZM31 25H32V27H31ZM34 25V26H33ZM72 25V26H71ZM107 25V27H109ZM144 22L142 23V26L141 27H139V28H143L144 27ZM155 25V24H154ZM173 25H172V27H173ZM176 24H175V26H177ZM192 25V26H193ZM200 25V26H199ZM19 26V27H18ZM67 26V27H66ZM128 26L130 27V29L128 28ZM135 28H134V27ZM175 26H174V28H175ZM191 26V28L192 29H194V30H196L194 27H192ZM207 26H205V27H207ZM10 27V26H9ZM17 27V28H16ZM26 27H27V29H26ZM63 27H64V29H63ZM70 27H72L71 29H70ZM88 27H90L89 25H88ZM100 29H99V28ZM146 27H144L145 28V30L143 31V32H145V35L146 36H148L147 34H146ZM20 28V29H19ZM22 28V29H21ZM35 28H37L36 30H35ZM53 28V29H52ZM104 29L105 31H104V33H103V30L102 29ZM132 28V29H131ZM148 28V27H147ZM151 28V31H149L148 30V32H150L149 33V35L151 34V32L154 30V29H156V25H155V27L153 26V27H150ZM154 28V29H153ZM188 28L189 27H187V29L186 30H188ZM30 29H31V31H30ZM63 29V30H62ZM74 29H76V28H74ZM73 29V30H74ZM128 29H129V32H128ZM158 29L159 30H161V32L160 31H158ZM158 29H156V30H154L155 32H156V35L157 34H160V35H158L159 37L163 34V30L162 29H160V28H158ZM18 30V31H17ZM33 30V31H32ZM102 30V31H101ZM132 30H134V31H132ZM193 30V31H194ZM70 31H69V33H70ZM97 31H98V33H97ZM107 31V32H106ZM154 31L152 32L153 34H155L154 33ZM100 32V33H99ZM106 32V33H105ZM133 32V33H132ZM136 32V33H135ZM142 32V31H141ZM142 32V33H143ZM195 32V33H194ZM193 32V34L194 35H197L198 34V31H197V34H196V31H194ZM201 32V31H200ZM7 33V32H6ZM12 33V34H13ZM38 33V34H37ZM54 33V34H53ZM60 33V34H59ZM109 33V34H108ZM135 33V34H134ZM139 33V34H138ZM202 33H204V32H201V34H199L198 35V38H199V40L201 39V42L202 41H205V40H202V38L204 39V35L206 34V33H204L203 35H202ZM4 34H5V32H4ZM31 34V35H32ZM62 34V35H61ZM128 34H129V36H128ZM141 34V35H140ZM151 35V36H148V37H152V36H155V35ZM35 35H37V36H35ZM46 35V36H45ZM51 37V39H50V37ZM52 35V36H51ZM55 35V36H54ZM109 35V36H108ZM131 35V36H130ZM134 35V36H133ZM138 35V36H137ZM140 35V36H139ZM145 35H144V37H145ZM202 36V38H200L199 36ZM43 36H45V39H44V37ZM57 36H60V38H57ZM62 36L65 38H62ZM102 36V37H101ZM106 36V37H105ZM31 37V38H32ZM37 37V38H36ZM127 37H129V38H127ZM144 37H143V41H144ZM156 37V36H155ZM195 37V36H194ZM192 38V39H194L195 41H197L198 40V38L197 37H195V38ZM57 38V39H56ZM61 38H62V40H61ZM206 38V37H205ZM36 39V40H35ZM37 39H39V41L37 40ZM42 39V40H41ZM55 39L57 40V41H55ZM63 39L65 40V42H63ZM103 39H105V40H103ZM4 39H2V41H3ZM20 40H22V39H19V41H16V40H14L15 41V43L14 44H17V43H19V44H21V43H23L24 41L22 40V42L20 41ZM49 40V41H48ZM60 40V41H59ZM142 40V39H141ZM199 40H198V42H195V43H200L199 42ZM0 41H1V39H0ZM1 41V42H2ZM37 41V42H36ZM68 41L70 42L69 44H68ZM138 41V42H137ZM5 42V41H4ZM36 42V43H35ZM38 42H39V44H38ZM44 42V43H43ZM55 42H57V43H55ZM58 42L60 43V44H58ZM62 42H63V44H62ZM104 42L105 44H106V46H105V44L102 43ZM54 43V44H53ZM72 43V44H71ZM130 43V44H129ZM138 43V44H137ZM40 44L42 45V46H40ZM51 44V45H50ZM53 44V45H52ZM57 44H58V46H57ZM133 44H134V46H133ZM137 44V45H136ZM18 45V44H17ZM59 45H62V46H59ZM67 45H68V47H67ZM69 45H71V46H69ZM142 45H143V42H142ZM197 45L198 46H200V45H202L201 43H200V45L199 44H196V47H197ZM39 46V49H37V47ZM48 47V48H46L47 49V51H46V49L44 48V47ZM104 46V47H103ZM140 46V48H138ZM144 46V45H143ZM37 49H35V48ZM59 47V49H56V48H58ZM72 47V48H71ZM131 47V48H130ZM133 47V48H132ZM136 47V48H135ZM26 48V49H25ZM31 49L33 52H37L38 53V55H37V53H36V55L37 56H40L41 54V57H40V59L35 55V53H34V55H33V53L32 52H27V50L28 49ZM45 49V51H44V49ZM61 48V49H60ZM68 48V49H67ZM74 48V49H73ZM105 50H104V49ZM107 48V49H106ZM41 49H43V50H41ZM56 49V50H55ZM72 49V50H71ZM79 49H83V51L82 52H80L81 50H79ZM108 49H110V50H108ZM131 49V50H130ZM139 49V50H138ZM142 49H143V47H142ZM141 49V50H142ZM197 49V48H196ZM200 49V48H199ZM199 49H197V50H199ZM31 50H28V51H31ZM50 50H52V52L50 51ZM69 52H68V51ZM73 50L75 51V50H77V51H75V52H73ZM79 50V51H78ZM86 50V51H85ZM92 50V49H91ZM140 50V51H141ZM42 51V52H41ZM49 51V52H48ZM105 51V52H104ZM108 51H110V52H108ZM128 51H129V53H128ZM138 51V52H137ZM161 51V52H160ZM185 51V50H184ZM183 50H182V52H184ZM201 51V50H200ZM202 51H203V49H202ZM205 51V50H204ZM203 51V52H204ZM46 52V53H45ZM57 52V53H56ZM59 52V53H58ZM79 52H80V54H79ZM96 53L95 55L97 56H94V54L93 53ZM99 52H100V54H99ZM104 54V55H102V53ZM112 52V53H111ZM133 54H132V53ZM31 53V54H30ZM44 53H45V55H44ZM49 53V54H48ZM51 53H52V55H51ZM55 53V54H54ZM65 53V54H64ZM70 53V54H69ZM75 53V54H74ZM111 53V54H110ZM17 54V55H18ZM60 56H59V55ZM67 54H69V55H67ZM83 54V55H82ZM107 54V55H106ZM128 54V55H127ZM131 54V55H130ZM155 54V55H154ZM158 54V55H157ZM47 55V56H46ZM73 55V56H72ZM100 55V56H99ZM137 55L139 56V57H137ZM31 56V57H30ZM35 56L37 57L36 59H35ZM43 56V57H42ZM48 56H49V58H48ZM55 56V57H54ZM61 56H63L62 58H60ZM92 56V57H91ZM96 57V58H94V57ZM103 56H104V58H103ZM107 56V57H106ZM111 56V57H110ZM155 58H154V57ZM158 58H157V57ZM29 57H30V59H31V61L33 62V63H35V65L33 64V63H31V61H29L30 59H29ZM51 57H52V59H51ZM68 57V58H67ZM70 57H71V61L69 60L70 59ZM84 57V58H83ZM91 57V58H90ZM101 59H99V58ZM85 58H86V61H85ZM88 58V59H87ZM97 58H98V61H97ZM105 58H108V59H105ZM117 58V59H116ZM126 58V59H127ZM138 58H139V60H138ZM158 62H155V60ZM37 59H39V60H37ZM60 59H61V61H60ZM63 59H65L64 61H63ZM90 59V60H89ZM92 59V60H91ZM94 59V60H93ZM103 59V60H102ZM160 59V60H159ZM35 60V61H34ZM82 60V61H81ZM88 60V61H87ZM115 60L117 61V62H115ZM128 60V59H127ZM136 60V61H135ZM144 60H146V61H144ZM163 60V61H162ZM54 61H56V63L54 62ZM76 61V62H75ZM104 62V61H106V62H104V66H107V68H105L104 66H103V69H104V71H103V69H100V67H99V70H98V68L97 69H95V70H98V72L96 71V72H94V70H92L91 68H92V66H94V65H97L98 63H96V62ZM110 61V62H109ZM162 61V62H161ZM31 64H33V65H31ZM36 62H37V64H36ZM75 62V63H74ZM82 64H81V63ZM92 62V63H91ZM101 62V63H102ZM130 62H131V64H130ZM133 62V63H132ZM139 62V63H138ZM161 62V63H160ZM51 63V64H50ZM55 63V64H54ZM71 63V64H70ZM89 63V64H88ZM95 63V64H94ZM108 65H107V64ZM141 63V64H140ZM160 63V64H159ZM62 64V65H61ZM79 64V65H78ZM82 66H81V65ZM83 64H85V66H87V67H84V65ZM116 64H119L118 66H116ZM137 64H139V65H137ZM50 65V66H49ZM57 65V66H56ZM59 65V66H58ZM64 65H67L68 66V69H66L67 68V66H65V67H62V66H64ZM91 67H90V66ZM99 65V64H98ZM98 65H97V67H98ZM110 65V66H109ZM134 65V66H133ZM141 65V66H140ZM28 66V67H27ZM41 66V67H40ZM43 66V67H42ZM69 66H70V68H69ZM73 66V67H72ZM100 66H102V65H100ZM109 66V67H108ZM120 66V67H119ZM123 66V67H122ZM126 67V69H125V67ZM133 66V67H132ZM161 66H164V67H161ZM51 67V70L49 69ZM58 67H60L61 68V70H60V68H58ZM76 67H79V68H77L76 69ZM80 67H82V68H80ZM142 67V68H141ZM144 67V68H143ZM149 67H150V69H149ZM154 67V68H153ZM156 67V68H155ZM159 67V68H158ZM22 68V67H21ZM25 68H26V70H25ZM57 68L60 70V71H63V72H61V74H60V71H58L57 72ZM72 68L74 69L73 71H72ZM85 70H84V69ZM87 68V69H86ZM102 68V67H101ZM109 68V69H108ZM111 68V69H110ZM130 68H131V70H130ZM135 68L137 69L136 71H135ZM141 68V69H140ZM29 69V70H28ZM34 69V70H33ZM38 69V70H37ZM45 69H47V70H45ZM56 69V70H55ZM63 69V70H62ZM81 69V70H80ZM91 69V70H90ZM106 69V70H105ZM114 69H118L119 71H116V70H114ZM120 69H121V71H120ZM133 69V70H132ZM147 70V71H145V70ZM25 70V71H24ZM44 70V71H43ZM75 70H79L78 71V73H77V71H75ZM90 70V71H89ZM112 70V71H111ZM122 70L123 71H125V70H128L127 72L125 71V72H122ZM150 70V71H149ZM152 70H153V72L154 71H156L155 73H156V75H157V73H159V72H161V73H159L157 76L152 72ZM32 71H34V72H32ZM46 71V72H45ZM65 71H66V73H65ZM69 71V72H68ZM80 71H81V73H80ZM88 71V72H87ZM100 71V72H99ZM139 71V72H138ZM149 71V72H148ZM26 72H28V73H26ZM31 72V73H30ZM39 72V73H38ZM90 72H91V74H90ZM103 72H104V74H103ZM122 72V73H121ZM141 72V73H140ZM36 73V74H35ZM49 73V74H48ZM57 73V74H56ZM77 73V74H76ZM95 73H97L98 75L99 74H101L100 76L102 77H97L98 75L97 74H95ZM108 73V74H107ZM127 73V74H126ZM148 73H149V76H147L148 75ZM153 73V75H155V76H153V75H151V74ZM47 74V75H46ZM54 75V78H52L53 76L52 75ZM65 75V76H60V75ZM70 74H72V75H70ZM106 74V75H105ZM122 74H123V76H125V74H126V76L125 77H121L122 76ZM134 74V75H133ZM136 74V75H135ZM138 74H140V75H138ZM163 74V75H162ZM25 75V76H26ZM34 75H35V77H34ZM42 75V76H41ZM50 75H51V78L54 80V81H52V79L51 78H49L50 77ZM68 75H69V77H68ZM97 75V76H96ZM131 75H132V77H131ZM48 76V77H47ZM73 76V77H72ZM91 76H92V78H91ZM105 76V77H104ZM128 76H130V77H128ZM133 76H136V77H133ZM143 76H145L144 78H143ZM37 77V78H36ZM39 77V78H38ZM42 77V78H41ZM68 77V78H67ZM76 77V78H75ZM90 77V78H89ZM104 77V78H103ZM142 77V78H141ZM153 77H155V78H153ZM33 78H34V80H33ZM44 78H45V80H44ZM47 78V79H46ZM56 78V79H55ZM69 79V80H66V79ZM70 78H71V80H70ZM81 78V79H80ZM107 78H108V80L110 81L111 79L113 80H111V83H109L108 81H107ZM111 78V79H110ZM132 79V81L130 80V79ZM141 80H140V79ZM149 78V79H148ZM169 78L171 79V80H169ZM38 79V80H37ZM78 79V80H77ZM83 79V80H82ZM101 79V80H100ZM138 81H137V80ZM145 79V80H144ZM36 80V81H35ZM42 80V81H41ZM49 80V82H50V84L49 83H47V81ZM51 80V81H50ZM55 80H57V81H55ZM59 80V81H58ZM64 80V81H63ZM75 80V82H73ZM77 80V81H76ZM86 80V81H85ZM90 80V81H89ZM97 80H99V81H101L102 82V80L103 81H107L106 82V84H105V82H103L102 84H103V86H101V83H99V81H97ZM128 80V81H127ZM135 80V81H134ZM150 80V81H149ZM162 80L165 82V80H166V82L165 83H163L162 82ZM39 81V82H38ZM46 81V82H45ZM62 81V82H61ZM69 81V82H68ZM79 81H81L80 83H79ZM96 83H95V82ZM153 83H152V82ZM54 82V83H53ZM56 82L58 83V82H60V83H58L57 85H56ZM71 82H73V84L71 83ZM113 82H116V83H113ZM126 82H128L127 84H126ZM131 82H133V84L131 83ZM159 82V83H158ZM162 82V83H161ZM10 82H6L5 84H0V100H3L4 102L5 101H7L6 103L9 105L8 107H6L5 108V112H6V110L8 111V112H6L7 114H5V112H3V110H1V109H3L4 107L3 106H1L2 104L3 105H6L7 106V104H4L3 102H2V104L0 105V122H2V123H0V127H1V129H0V152H1V154H0V180H2L1 182H0V193H1V190L3 189V187L5 186L4 185V183L6 184L8 181H9V184H10V186L9 187H11V186H16V184H19V182H23L22 183V187H24V183H25V181L26 180H28V182H30V173H31V166H30V161H29V159H30V156H29V154H28V152L30 153V150L32 151L33 149L30 147V146H32V147H34L33 146V144H32V142H30V140L28 141V138H27V140H21L22 139V137L24 136V135H21L20 134V131L22 130L21 129V127L23 128V126L26 124V126L28 127V129H27V127L25 126V128H26V132H25V137L26 136H28V137H30L29 135H26V133H27V131L31 128V129H33L32 127V116L30 115L31 113L32 114H34L33 113V111L32 110H35V109H33V105H35L34 103L35 102H33V104H32V107H31V101L33 100L32 98L34 97L35 98V96L33 95V97L31 96V98H30V96H29V94H27V91H28V89H32V90H34L35 89V87L34 86H36L35 84L33 85V83L32 84H29L30 86L28 87V89H27V87L25 88L27 91H26V93H24V91H22L21 90V88L18 86L17 87V85H16V87L15 86H11L10 84H9ZM46 84V85H44V84ZM61 83H62V85H61ZM68 83H70L71 84V86L68 84ZM92 83V84H91ZM131 84V86H130V84ZM136 83V84H135ZM150 83V84H149ZM27 83H25V85H26ZM48 84V85H47ZM55 84V85H54ZM64 84V85H63ZM66 84V85H65ZM77 84H79V85H81V86H79V85H77ZM85 84V85H84ZM107 84H108V86H107ZM112 85V87L110 86V85ZM147 84H149L148 85V87H147ZM155 86H153V85ZM49 85H52V86H49ZM75 87H74V86ZM94 85V86H93ZM98 85H100L99 87H98ZM104 85H106L107 86V89L108 88H110V89H112V91H113V94H114V98H115V100H113L114 101V103H113V101L111 102V101H109L108 99H105V100H107V101H109V103L106 101V103H105V100H104V97H103V93H104V91L105 90H103L102 91V89H104L103 87H104ZM115 85V86H114ZM144 85H145V88L147 87L148 89L146 90L145 88H144ZM156 85H157V87H156ZM162 85V86H161ZM37 86V87H38ZM48 88H47V87ZM71 87V88H69V87ZM88 86V87H87ZM89 86H93V87H89ZM98 87V89H97V87ZM110 86V87H109ZM130 86V87H129ZM149 86H150V88H149ZM6 87V88H5ZM14 87V88H13ZM32 87H34V88H32ZM55 87V88H54ZM62 87H61V89H62ZM83 87H85V88H83ZM115 87H117V88H115ZM136 87V88H135ZM8 88V89H7ZM16 88V89H15ZM20 89V91H17V89ZM23 88V87H22ZM24 88H23V90H24ZM41 88V90H43ZM47 88V89H46ZM53 88V89H52ZM68 88V89H67ZM88 88V89H87ZM90 88V89H89ZM95 88V89H94ZM113 88H115L114 90H113ZM120 88V89H119ZM122 88V89H121ZM124 88V89H123ZM140 88L142 89V90H140ZM144 88V89H143ZM5 89V90H4ZM66 89V90H65ZM82 89V90H81ZM84 89V90H83ZM87 89V90H86ZM106 89V88H105ZM106 89V90H107ZM14 90V91H13ZM117 90V91H116ZM118 90H119V92H120V94H119V92H118ZM125 90V91H124ZM143 90H144V92H143ZM12 91H13V93H12ZM29 91H31V90H29ZM28 91V92H29ZM60 91H62V90H60ZM88 91V92H87ZM101 91V92H100ZM3 92L5 93L6 92V95H8V96H5V94H3ZM16 92V93H15ZM17 92H18V94H17ZM20 92V93H19ZM22 92H23V94L24 95H21L22 94ZM33 93H34V91H32ZM70 92V93H71ZM85 92V93H84ZM87 92V93H86ZM103 92V93H102ZM140 92H142L141 93V95H140ZM116 93V94H115ZM3 94V95H2ZM14 94V95H13ZM27 94V95H26ZM9 95H11V96H9ZM21 95V96H20ZM26 95V96H25ZM46 95H47V93H46ZM98 95V96H99ZM115 95H116V97H115ZM125 95V96H124ZM131 95V96H130ZM12 96H13V98H12ZM16 96V97H15ZM23 96V97H22ZM28 96H29V98H28ZM86 96H88V95H85L84 97H86ZM88 96V97H89ZM102 96V97H101ZM11 97V99H9ZM20 99H19V98ZM22 97V98H21ZM80 97V98H79ZM81 97H82V99H81ZM122 97V98H121ZM128 97V98H127ZM133 97V98H132ZM6 98H8V99H6ZM87 98V97H86ZM90 98V97H89ZM103 98V99H102ZM113 98V99H114ZM118 98V99H117ZM125 98H127V99H125ZM4 99H6V100H4ZM14 99H16V101H14ZM19 99V101H17ZM22 99H24V100H22ZM29 99H32L31 101L29 100ZM37 99V98H36ZM53 98H51V100H52ZM101 99V100H100ZM13 100V101H12ZM27 100V101H26ZM78 100V101H77ZM79 100H81V101H79ZM118 100V101H117ZM128 102H127V101ZM132 100H133V102H132ZM10 101H11V103H10ZM25 101H26V104H24L25 103ZM31 103H30V102ZM33 101H36L35 99L33 100ZM117 101V102H116ZM15 102H17V103H15ZM21 102V103H20ZM24 102V103H23ZM28 102H29V104L30 105H27L28 104ZM85 104H84V103ZM121 102V103H120ZM123 102H125V103H123ZM0 103H1V101H0ZM37 103V102H36ZM105 103V104H104ZM112 103H113V105H112ZM119 103H120V105H119ZM123 103V104H122ZM108 104V105H107ZM134 105L135 104V106H132V105ZM17 105V106H16ZM19 105V106H18ZM22 105H25V106H22ZM96 105V106H95ZM98 105V106H97ZM101 105V106H100ZM113 107H112V106ZM116 105H118V106H116ZM127 105H129L130 106V109H129V106L127 107ZM144 105H146L145 107H144ZM11 106H12V110H11ZM15 106V107H14ZM21 106V107H20ZM26 106H27V108H26ZM88 107V108H85V107ZM93 106H91V107H93ZM109 108H108V107ZM115 106V107H114ZM160 106V107H159ZM2 107V108H1ZM14 107V108H13ZM25 107V109H23ZM84 107V108H83ZM93 107V108H94ZM105 107V108H104ZM112 109H111V108ZM132 107V108H131ZM140 107H142V109L140 108ZM151 107V108H150ZM164 107V108H163ZM20 108H21V110H20ZM28 108H29V110H28ZM120 108V109H119ZM133 108H134V110H133ZM137 108V109H136ZM139 108V109H138ZM145 108V109H144ZM159 108H160V111H159ZM162 108H163V111H162ZM10 109V110H9ZM30 109H32L31 111L32 112H30ZM68 109V110H69ZM103 109H105V110H103ZM111 109V110H110ZM116 111H115V110ZM118 109V110H117ZM147 109V110H146ZM150 109V110H149ZM151 109H152V111H153V113H151L152 111H151ZM154 109V110H153ZM26 111V112H23V111ZM80 110V111H81ZM122 110H124L123 112H125V113H127V116H126V114L125 113H123V115H122ZM131 110V111H130ZM136 110V111H135ZM2 111V112H1ZM13 111H14V113H13ZM17 111V112H16ZM21 111H22V113H21ZM29 111V112H28ZM85 111H88L87 113L85 112ZM103 111H105V114L107 113V114H110L111 113V115H112V117L111 116H105L104 115V112ZM107 111V112H106ZM110 111V113H108ZM129 113H128V112ZM134 111H135V113H134ZM146 113H145V112ZM82 112V113H83ZM114 114H113V113ZM117 112V113H116ZM133 112V113H132ZM140 112V113H139ZM155 112V113H154ZM15 113H18V115L17 114H15ZM30 113V114H29ZM68 113H71V112H68ZM83 113V114H84ZM93 113H95V114H93ZM121 113V114H120ZM160 114V115H158V114ZM2 114H3V119H2ZM26 114V115H25ZM106 114V115H107ZM153 114V115H152ZM163 114H167V113H163ZM162 114V115H163ZM6 115V116H5ZM14 115V116H13ZM23 115H24V117H23ZM28 115V116H27ZM30 115V116H29ZM102 115L104 116V119L102 118ZM129 115H130V117H129ZM133 115V116H132ZM138 115V116H137ZM148 115V116H147ZM155 115V116H154ZM9 116V117H8ZM11 116V117H10ZM29 117V118H26V117ZM123 116V117H122ZM132 116V117H131ZM136 116V117H135ZM146 116V117H145ZM152 116V117H151ZM6 117V118H5ZM12 117H14V118H12ZM21 117V118H20ZM32 117V118H31ZM112 118V120H111V118ZM121 117V118H120ZM165 117V118H164ZM31 118V119H30ZM105 118H106V120H105ZM118 118V119H117ZM120 118V119H119ZM157 118H159L161 121H162V123H161V121L159 120V119H157ZM8 119V120H7ZM16 119H17V121H16ZM98 121H100L99 123H100V126H99V124L97 123H95L97 120ZM101 119V120H100ZM103 119V120H102ZM122 119V120H121ZM126 119V120H125ZM130 119V120H129ZM138 119V120H137ZM152 119V120H151ZM157 119V120H156ZM4 120H6V122L4 121ZM14 120V121H13ZM93 120H96V121H93ZM120 120V121H119ZM134 120V121H133ZM144 120H146V121H144ZM21 121V122H20ZM124 121V122H123ZM126 121V122H125ZM138 121V122H137ZM159 122L160 123V126H159V124L157 123V122ZM174 123H173V122ZM16 123L18 126H21V123H23L22 125L23 126H21V127H19L21 130H19V128H17V129H15V127L17 126L16 124H14V123ZM109 122V123H108ZM115 122V123H114ZM119 122V123H118ZM129 122V123H128ZM135 122V123H134ZM146 122H148V124L146 123ZM154 122V123H153ZM163 122H164V125H163ZM169 122V123H168ZM4 123V124H3ZM13 123V124H12ZM92 123V124H91ZM93 123L94 124H96L97 126H95L94 125V127H90V125L92 126L93 125ZM102 123H104L105 125H103ZM113 123V124H112ZM122 123L125 125H122ZM139 123V124H138ZM2 124V125H1ZM9 124V125H8ZM20 124V125H19ZM83 124H81V126H83ZM115 124H117V125H115ZM135 124V125H134ZM137 124V125H136ZM145 124V125H144ZM153 125L152 127H148V125ZM162 124V125H161ZM166 124H168L167 126H166ZM5 125H7V126H9V128H7V127H4ZM16 125V126H15ZM105 126V127H103V126ZM149 125V126H150ZM29 126H32V127H30L29 128ZM117 126H118V128H117ZM124 126V127H123ZM129 126V127H128ZM146 126V128L145 129H143L144 127ZM156 127V132L157 131H159L157 134H158V136H156V138H157V142H158V140H160V142H161V145H160V143L158 142V144H157V142L155 141H153V139L152 140H150V138L149 137H151V136H149V135H152L151 133L150 134H148L151 130L153 131V128L155 129V127ZM158 126V127H157ZM166 126V127H165ZM11 127H12V129H11ZM89 127V128H88ZM102 127V128H101ZM106 127H107V129H106ZM132 127V128H131ZM141 127V128H140ZM163 127H165V128H163ZM171 127V128H170ZM176 127V128H175ZM15 130H14V129ZM110 128V129H109ZM113 128V129H112ZM125 128H127V129H125ZM135 128V129H134ZM151 130H150V129ZM173 128H174V132H175V135H174V132L172 131L173 130ZM31 129H30V131H31ZM98 129V130H97ZM101 129H103V130H101ZM105 129V130H104ZM109 129V130H108ZM123 129V130H122ZM149 129V130H148ZM161 129V130H160ZM3 130V131H2ZM4 130H5V132H7V133H5L4 134ZM7 130V131H6ZM11 130V131H10ZM17 130H18V132H17ZM108 130V131H107ZM137 130V131H136ZM141 130H143V131H141ZM166 130V131H165ZM9 131H10V133H9ZM106 131V132H105ZM110 131V132H109ZM125 131V132H124ZM127 131H128V133H129V135H127L128 133H127ZM132 131V132H131ZM145 131V132H144ZM147 131H148V133H147ZM32 132V131H31ZM113 132V133H112ZM115 132V133H114ZM121 132V133H120ZM137 133V134H135V133ZM170 132H171V134H170ZM17 133V134H16ZM30 132H28V134H29ZM111 133H112V135H111ZM120 133V134H119ZM139 133V134H138ZM146 133V134H145ZM166 133V134H165ZM14 134L16 135V137L14 136ZM108 134V135H107ZM115 134V135H114ZM119 134V135H118ZM122 134V135H121ZM126 135V136H123V135ZM135 136H133V135ZM162 134L164 135V136H162ZM167 134H168V136H167ZM170 134V135H169ZM11 135V136H10ZM21 137H20V136ZM118 135V136H117ZM121 135V136H120ZM154 136L156 135V133H154L153 134ZM159 135H161V136H159ZM2 136V137H1ZM6 136V137H5ZM8 136H10V138L8 137ZM17 136H19L20 137V139L18 140L17 138H19V137H17ZM133 136V137H132ZM138 138H137V137ZM149 136V137H148ZM175 136V137H174ZM9 139H8V138ZM118 137H120V139L122 138V139H124L123 140V142H122V139L120 140ZM126 139H125V138ZM132 137V138H131ZM163 137V138H162ZM174 137V138H173ZM177 137V138H176ZM179 137V138H178ZM3 140H2V139ZM14 138H16L15 140H14ZM140 138V139H139ZM142 138H143V140H142ZM148 138V139H147ZM161 138V139H160ZM7 139V140H6ZM11 139V140H10ZM117 141H116V140ZM134 139V140H133ZM139 139V140H138ZM150 141L149 143H148V141ZM179 141H178V140ZM6 140V142H4V146L2 145L3 144V141H5ZM21 140V141H20ZM54 140V139H53ZM128 140V142H126ZM130 140L132 141V142H130ZM137 140H138V142H137ZM141 140L143 141V142H145V144L146 145H148V146H146L143 142H142V144H144V145H142L140 142H141ZM169 140V141H168ZM172 140V141H171ZM183 140L185 141V142H183ZM16 141V142H15ZM114 141L116 142V143H114ZM155 143H153V142ZM165 141V142H164ZM181 141V142H180ZM117 142H120V144L119 143H117ZM164 142V143H163ZM180 142V144L181 145H179L178 146V143ZM187 142H188V144H187ZM6 143V144H5ZM16 143V144H15ZM27 143V144H26ZM127 143H129V144H127ZM132 144V146H131V144ZM140 143V144H139ZM23 144H24V148H21V145L23 146ZM28 144H30L29 145V150H25V148L26 149H28ZM118 144V145H117ZM135 144H136V146H137V148L138 147H141V145H142V147H144L143 149H144V151L142 150V147L140 148L143 152H145L146 150V152L145 153H143L142 151H138L137 150V148H136V146H135ZM174 144V145H173ZM111 145V146H112ZM129 145H130V147L134 150H132L130 147H129ZM138 145H140V146H138ZM2 146V147H1ZM20 146V147H19ZM135 146V147H134ZM153 146V147H152ZM174 146V147H173ZM178 146V147H177ZM191 146V147H190ZM154 147H156V149L154 148ZM12 148H14V149H12ZM15 148H16V150H15ZM19 148V149H18ZM135 148H136V150H135ZM152 148H154V149H152ZM162 148V149H161ZM176 148H179L178 150L176 149ZM21 149H24L25 150V153L23 152L24 150H22L21 151ZM118 149V150H117ZM151 149V150H150ZM195 149V148H194ZM115 150H116V152L118 153H116L115 152ZM153 150V151H152ZM8 151V152H7ZM132 151V152H131ZM138 151V152H137ZM173 151V152H172ZM175 151H177V152H175ZM194 152H195V154L197 155V157H196V155L194 154V152H193V156L196 158V159H198V157H199V159L198 160H200V161H198V160H196L197 162H198V164H197V162H195V160H194V158H193V160H192V162H195V164L194 165H190V163L189 164H187V166L189 167V166H191V167H189V168H186L187 166H185V169H187L186 171L184 170V169H181V170H179L180 168H179V165L177 166V168H174V169H176V170H179L180 171V173H182V175L181 176H179V179H178V177H177V179L179 180V183H177L176 182V180L177 179H175V178H173L175 175L174 174H170L169 176L171 177V178H173V180L171 181L169 178L170 177H168V179H169V181H168V183H167V187H168V185H169V187H170V185H171V187L169 188V192L167 191V187L165 186V188H164V191H166V192H168L167 193V195H166V193L164 192V194H165V197H167L166 199L168 200L169 199V201H173L174 202V200L176 201V199L177 198H179V201H177V202H179L178 203V207L180 208L181 207V209L184 211V209H185V211L187 212V214H189L188 212H192V213H190V215L192 214L193 215V213L194 214H196V213H198L197 215H199V216H195L194 215V217L192 216V218L194 219V221H195V223H198V222H202V223H204V225L205 226H208V227H210V222L208 223L207 222V220H204V218H202V214H204V213H202V212H204L205 211V209L207 208V206H205V205H208V201H209V199L208 198H210V194H208L207 195V192L209 191H206L205 189H207L206 188V186L205 185H207V184H209L211 181H212V178L214 179L215 177L214 176H216V177H218L219 175V173L221 172V170H216L215 171V169H219V168H215V169H213L212 168V164L210 165H206V164H208V159L206 160V157H205V159H204V155L202 156V155H199L198 156V154H199V150L197 151V150H193ZM27 152V153H26ZM153 152V153H152ZM159 152V153H158ZM167 152H169V153H167ZM170 152H172V157L175 159V162L173 161V162H171L173 159H171L172 157H171V153ZM161 153V154H160ZM163 153V154H162ZM175 153V154H174ZM189 154H190V152H188ZM26 154V155H25ZM28 154V155H27ZM115 154H116V156H115ZM150 154V155H149ZM174 154V155H173ZM9 155V156H8ZM112 155L110 154L109 155V157H108V155H106L105 156V154H104V156H103V158H104V160L103 161H101L99 164H98V168H100L101 166V168L100 169H103V168H105L104 167V165H107V163H112V161L114 160V159H112L111 157H112ZM139 155V154H138ZM138 156V158L139 157H142V156ZM168 155V156H167ZM4 156V157H3ZM132 156V155H131ZM160 156V157H159ZM202 158H201V157ZM29 157V158H28ZM142 157V158H143ZM162 157L164 158V157H166L163 161H161L162 160ZM147 158V159H146ZM153 158V159H152ZM157 160H156V159ZM167 158H168V160H167ZM201 158V159H200ZM12 159V160H11ZM27 161H26V160ZM139 159H141V158H139ZM156 161H155V160ZM160 159V160H159ZM169 159H171V161L169 160ZM23 160V161H22ZM106 160V161H105ZM154 160V161H153ZM165 160H167L166 162H165ZM149 163H148V162ZM27 162V163H26ZM137 162V163H138ZM154 162H155V164H154ZM160 162V163H159ZM166 164V163H168L166 166L168 167L167 169L165 168L166 166L164 165V163ZM170 162H171V164L174 166V167H172V165L170 164ZM10 163H12V164H10ZM104 163V164H103ZM162 163V164H161ZM9 164V165H8ZM161 164V166L162 165H164V167H163V169L161 168V166H157V165H160ZM191 164H193V163H191ZM197 164V165H196ZM201 164H202V168L200 167L201 166ZM6 165V166H5ZM18 165V166H17ZM20 165V166H19ZM100 165V166H99ZM144 165V166H143ZM150 165V166H149ZM183 165V164H182ZM205 165V166H204ZM26 168H25V167ZM169 166L170 167H172L171 169L169 168ZM181 166V165H180ZM195 166V167H194ZM17 167V168H16ZM160 167V171H159V175L156 173V172H158V171H156L158 168ZM8 168V169H7ZM11 168H16L15 170L14 169H11ZM19 168H20V170H19ZM144 168V169H143ZM150 170H149V169ZM157 168V169H156ZM21 169H23L22 171H21ZM192 169H193V171H192ZM202 171H200V170ZM209 169V170H208ZM210 169H211V171L214 173H212L211 171H210ZM221 169V168H220ZM11 170V171H10ZM14 170V171H13ZM20 172H19V171ZM124 170H125V168H124ZM144 170V171H143ZM146 170V171H145ZM148 170H149V172H148ZM175 170V171H176ZM186 172V175H188L189 176V178H188V176H186L185 174H183L184 173V171ZM13 171V172H12ZM27 171H28V173H27ZM143 171V172H142ZM151 171V172H150ZM205 171V172H204ZM210 171V172H209ZM215 171V172H214ZM5 172V173H4ZM7 172H8V175H7ZM17 173V175L15 174V173ZM25 172V173H24ZM142 172V173H141ZM148 172V173H147ZM153 172V173H152ZM196 172V173H195ZM208 172V173H207ZM218 174H217V173ZM143 173H145L146 175H147V177L149 176V173L150 174H152V178H149V179H147V177H144L143 178V175H145V174H143ZM156 173V174H155ZM175 173V172H174ZM188 173V174H187ZM216 173V174H215ZM4 174L6 175L5 176V178L7 177L8 178V176H9V180L7 179V181L5 182V180H4ZM14 174V175H13ZM22 174V175H21ZM23 174H24V176H23ZM30 174V175H29ZM194 174V175H193ZM196 174H198V175H196ZM142 175V176H141ZM145 175V176H146ZM154 175H156V176H158V177H154ZM174 175V176H173ZM177 176L178 175H180L179 174V172H178V174H176ZM184 175V176H183ZM202 177H201V176ZM209 175V176H208ZM19 176V177H18ZM21 176V177H20ZM197 176V177H196ZM204 176V177H203ZM208 176V177H207ZM27 177V178H26ZM151 177V176H150ZM192 177H193V179H192ZM212 177V178H211ZM11 178H13V181L15 180V181H17L16 182V184H14L13 183V181H12V179ZM23 179V180H25V181H22L21 179ZM26 178V179H25ZM138 178V179H139ZM142 178V179H141ZM156 178V179H155ZM181 178L183 179V181H182V184L183 185H185L186 183V185H191V187L190 186H188V188L186 187V185H185V187L186 188H182V184L180 185V182H181ZM185 178V179H184ZM195 178V179H194ZM201 178V179H200ZM202 178H205L204 180L202 179ZM11 179V180H10ZM150 179H151V181H150ZM155 179V180H154ZM158 179H160V180H158ZM174 179H175V181H174ZM200 179V180H199ZM207 179H211V181L210 180H207ZM4 180V181H3ZM177 180V181H178ZM207 182H206V181ZM14 181V182H15ZM164 182H165V180H163ZM171 181V182H170ZM174 181V182H173ZM203 181V185H202V182ZM210 181V182H209ZM3 182V183H2ZM149 182V183H148ZM176 182V187H178L177 186V184H179L180 186H181V188H176L175 187V185L174 184H172V183H175ZM183 182H185V183H183ZM192 182H194L193 184H195V188L194 187H192ZM198 182V183H197ZM205 182V183H204ZM26 183H27V181H26ZM163 183V182H162ZM207 183V184H206ZM8 184V183H7ZM11 184H13V185H11ZM116 185H117V183H115ZM196 184H198V185H200L201 187L199 188V186L197 185L196 186ZM27 186H28V183L26 184ZM26 185H25V187H26ZM115 185V186H116ZM174 185V186H173ZM205 186V188H203V187ZM21 187V188H22ZM24 187V188H25ZM29 187V186H28ZM28 187H26V188H28ZM196 187H198L197 189H196ZM13 188V187H12ZM11 188V189H12ZM15 188V187H14ZM14 188L12 189V191L14 190ZM167 188V189H166ZM172 188V189H171ZM10 189V190H11ZM180 191H179V190ZM183 189H185V191H186V193H185V191L183 190ZM193 189H195L194 191H193ZM204 189L205 191H206V193L204 192V194L201 192L202 190ZM209 189V188H208ZM218 188H215V193L218 191L217 190ZM10 190H8V193H10L9 195H11L12 193V191H10ZM173 190V191H172ZM181 190H183L182 191V193H181ZM203 190V191H204ZM217 190V191H216ZM179 191V192H178ZM191 191V192H190ZM193 191V192H192ZM200 191V192H199ZM177 192V193H176ZM195 192V193H194ZM196 192H197V195H196ZM219 192V191H218ZM171 193V194H170ZM181 193V194H180ZM199 193V194H198ZM208 193H210V191L208 192ZM212 193V192H211ZM219 193H221V192H219ZM219 193H216V195L215 196H219ZM177 194L180 196V197H182V198H180L179 196H177ZM193 195V196H192ZM201 195V196H200ZM208 196L207 197V199H205L206 197L205 196ZM174 199H172L171 197ZM176 196H177V198H176ZM196 196V197H195ZM205 197V198H202V197ZM0 197H2L1 199H0V205H1V201H2V199H3V197L4 196H2V194L0 195ZM159 197H163V196H159ZM183 197H184V199H183ZM191 197V198H190ZM199 197H201V199H204V201L205 202H207L206 204H204V203H202L201 202V199L199 198ZM157 198H158V196H157ZM164 198V197H163ZM176 198V199H175ZM193 198V199H192ZM159 199H161V198H159ZM165 199V198H164ZM181 199V200H180ZM207 200V201H206ZM182 203H181V202ZM188 201H190L189 202V205H188ZM218 201V200H217ZM238 201H240V202H238ZM122 201L120 200V203H121ZM177 202H176V205H177ZM187 204H186V203ZM192 202V203H191ZM202 203V204H204V205H202L201 207H203V208H201L200 207V203ZM233 202V201H232ZM234 202H235V200H234ZM236 202H238V203H232V205L230 204L229 205V208L232 210V209H234L235 210V212H234V210H232L233 211V213H234V215L236 214V215H238V213H239V211H240V213L241 214H245L246 212H243V209L242 208H244V211H246L245 209H247V208H245V205L246 204H249L248 202L245 204L242 200H237ZM246 202V201H245ZM240 203H243V205L242 204H240ZM180 204V205H179ZM182 204V205H181ZM240 204V205H239ZM245 204V205H244ZM195 205V206H194ZM241 205L243 206L242 208H241ZM124 206H125V204H124ZM123 206V207H124ZM182 206H183V208H182ZM188 208V206H189V209H192L191 211H188L189 209H187L186 210V208ZM234 206H236V207H234ZM246 206H248V205H246ZM191 207V208H190ZM193 207H195V208H193ZM197 207V208H196ZM249 207V206H248ZM125 208V207H124ZM123 208V209H124ZM237 208H240V210L238 211L237 210ZM201 209V210H200ZM195 210V211H194ZM237 210V211H236ZM184 211V212H185ZM199 211L201 212V214L199 213ZM243 213H242V212ZM248 211V210H247ZM202 215V216H201ZM205 215V214H204ZM233 215V216H234ZM240 215V214H239ZM200 217V220H198V218ZM197 218V219H196ZM202 218V219H201ZM1 220V219H0ZM198 221V222H197ZM207 227V228H208ZM187 231V230H186ZM186 234H189V231H188V233L187 232H185ZM190 235V234H189ZM186 238L188 237V236H185ZM189 237H191V236H189ZM190 238H187V240H189ZM183 241H185V240H183ZM182 241V242H183ZM28 242H31V241H28ZM28 244V243H27ZM26 243L24 244L23 243V246L22 247H27L28 245H27ZM4 247V250H1V249H3L1 246V248H0V250L1 251H6V249H7V252H8V255H9V257H8V259H9V261L7 260V258H5V260H7V262H3V264H9V262H11L10 264H12V263H14V264H16L17 262L19 263V264H26V263H29L30 264V262L29 261H31V260H34V259H29L28 261H26L27 259L26 258H24L25 256H22V253H20V256L21 257H23L24 259H26L25 260V263H24V259H20L19 257V255H17V253H19L20 252V250L21 251H27V249L29 248V247H27L26 248V250H25V248L23 249H21L20 247L21 246H19V248L18 249H20V250H17L18 252H16V251H14V249H16V248H13V252H16V257L15 256H13V254H12V256L9 254V253H11V252H9L8 251V249L9 248H5V245H3ZM190 248H188L187 247V251L185 250V253H186V255H187V257L191 260L192 259V261H194L193 259L195 258L193 255H196V253H192L191 255H190V249H193V246L191 245H188ZM198 247V246H197ZM200 247V248H199ZM197 249H195V251L196 252H198L197 254H202V252H203V250L202 251H200L201 250V247L202 246H199ZM31 249V248H30ZM29 249V250H30ZM203 249V248H202ZM10 250V249H9ZM0 251V253L2 254L3 252H1ZM7 252H5V253H7ZM24 252V253H25ZM29 251H27L26 252V254L28 255L29 253H28ZM190 252V253H189ZM23 253V254H24ZM188 253V254H187ZM26 254H24V255H26ZM30 254H32V251L30 250ZM26 255V256H27ZM33 255V254H32ZM17 256H18V258H17ZM31 256V255H30ZM7 257V256H6ZM32 257V256H31ZM194 257V258H193ZM240 257V256H239ZM27 258H29V256L27 257ZM33 258V257H32ZM2 259H3V257H2ZM16 259V260H15ZM19 260H21L22 261V263H21V261H19ZM208 259H204L203 261H204V263L205 264H208V263H210L209 262V260L207 261ZM3 261V260H2ZM16 262V263H15ZM34 262V261H33ZM32 261H31V263H33ZM33 264H35V263H33Z\"/></svg>","mask_w":264,"mask_h":264}]
</instances>
